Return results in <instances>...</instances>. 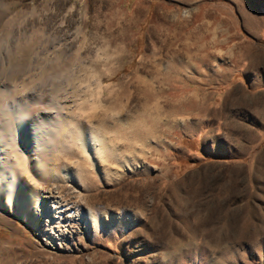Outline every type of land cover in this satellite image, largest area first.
Returning <instances> with one entry per match:
<instances>
[{"label": "rangeland", "instance_id": "obj_1", "mask_svg": "<svg viewBox=\"0 0 264 264\" xmlns=\"http://www.w3.org/2000/svg\"><path fill=\"white\" fill-rule=\"evenodd\" d=\"M12 165L0 264H264V0H0Z\"/></svg>", "mask_w": 264, "mask_h": 264}, {"label": "bare ground", "instance_id": "obj_2", "mask_svg": "<svg viewBox=\"0 0 264 264\" xmlns=\"http://www.w3.org/2000/svg\"><path fill=\"white\" fill-rule=\"evenodd\" d=\"M91 138V137H90ZM94 140V139H93ZM95 141H100V138H98V137H96V139H95ZM102 141V140H101ZM96 143V142H95ZM99 143H101V142H99ZM104 144V143H103ZM96 145V144H95ZM101 147V146H100ZM104 147V146H103ZM102 147V148H103ZM102 148H101V150H102ZM100 150V151H101ZM105 161V160H104ZM7 162V161H6ZM3 164H5V163H3ZM8 165L10 164L9 162L7 163ZM8 165H5L6 167L8 166ZM5 166H3V168L2 169H0V172L2 173V174H0V178L1 179H7L8 180V189L10 188V186H12L13 188L12 189H9V191H10V194L12 195V199H13V204L15 205V207L16 208H18V211H20V212H22V213H20V216L21 217H23V218H27V219H31L32 218V216H31V212L32 211H34L35 210V204H39V196L38 195H36L34 198H32L31 197V195L28 193V191H25L24 193H23V196H21V197H19V199H18V197H17V195H18V193H17V189H16V187H15V185L17 184V180H16V175H18V172L15 170L16 169V167L14 168L13 167V165H12V172H13V178L12 179H10V176H8V174H6V171H5ZM5 168V169H4ZM10 168V167H9ZM84 168V167H83ZM18 170V169H17ZM15 175V176H14ZM31 190V189H30ZM35 191V190H34ZM35 203V204H34ZM32 205H34V209L32 210L31 209V207H32ZM31 206V207H30ZM34 213V212H33ZM97 220V219H96ZM31 221L33 222L34 221V219L32 220L31 219ZM94 221H95V219H94ZM37 224V221H36V223H34V225H36Z\"/></svg>", "mask_w": 264, "mask_h": 264}]
</instances>
